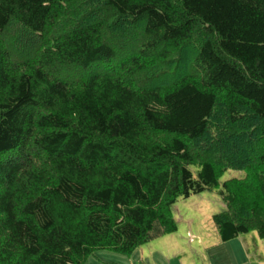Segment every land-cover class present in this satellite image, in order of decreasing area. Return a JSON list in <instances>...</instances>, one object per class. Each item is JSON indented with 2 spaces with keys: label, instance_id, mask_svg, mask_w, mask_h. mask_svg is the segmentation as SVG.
Wrapping results in <instances>:
<instances>
[{
  "label": "trees",
  "instance_id": "obj_1",
  "mask_svg": "<svg viewBox=\"0 0 264 264\" xmlns=\"http://www.w3.org/2000/svg\"><path fill=\"white\" fill-rule=\"evenodd\" d=\"M206 190L264 239V0H0V264L129 255Z\"/></svg>",
  "mask_w": 264,
  "mask_h": 264
},
{
  "label": "rangeland",
  "instance_id": "obj_2",
  "mask_svg": "<svg viewBox=\"0 0 264 264\" xmlns=\"http://www.w3.org/2000/svg\"><path fill=\"white\" fill-rule=\"evenodd\" d=\"M238 174L229 171L220 177L219 182L237 177ZM217 191L206 190L187 199H179L171 207L175 232L154 238L135 248L129 255L110 251L94 252L85 259L84 264H211L210 259L218 251L215 249L208 253L205 250L218 244L212 216L225 208ZM252 238L262 241L264 246V239H260L256 232L240 237L248 243Z\"/></svg>",
  "mask_w": 264,
  "mask_h": 264
},
{
  "label": "crops",
  "instance_id": "obj_3",
  "mask_svg": "<svg viewBox=\"0 0 264 264\" xmlns=\"http://www.w3.org/2000/svg\"><path fill=\"white\" fill-rule=\"evenodd\" d=\"M240 237L227 243L218 242L217 245L208 249L205 248L208 253L215 249L218 250L210 259L211 264H264L262 241L258 242L252 238L248 243Z\"/></svg>",
  "mask_w": 264,
  "mask_h": 264
}]
</instances>
